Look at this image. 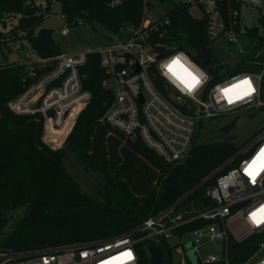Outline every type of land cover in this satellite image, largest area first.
I'll use <instances>...</instances> for the list:
<instances>
[{"label":"trees","instance_id":"obj_1","mask_svg":"<svg viewBox=\"0 0 264 264\" xmlns=\"http://www.w3.org/2000/svg\"><path fill=\"white\" fill-rule=\"evenodd\" d=\"M55 0H0V250H34L44 247L91 242L109 238L141 225L149 217L165 210L189 195L176 206L170 218L179 216L174 237H183L210 221L198 216L213 206L206 188L216 181V174L199 184L232 156L240 144L232 136L197 141V128L187 156L165 161L141 137L131 138L100 121L114 98V92L102 85L106 74L98 52L88 55L81 68L83 82L91 100L80 113L66 143L51 148L42 141V123L29 116L17 115L4 104L25 88V62L10 60L14 51L30 49L37 57L53 59L62 53L53 29L41 26L52 11ZM67 21L78 16L97 21L111 33L123 37L143 18L144 0H128L112 7L109 0H60ZM164 16L170 19L160 39L162 54L186 51L211 80L208 88L226 76L241 71H261L264 66V11L261 26L247 28L252 39L250 51L234 68L216 56L207 34L205 17L196 18L190 5L178 1ZM51 66L53 61H51ZM163 89L164 81L156 80ZM264 83V80H263ZM235 123L223 127L229 131ZM66 146L77 162L89 173H102L105 199L91 198L64 164ZM227 169V168H226ZM196 188V189H195ZM24 215L7 226L18 208ZM136 264H173L177 244L170 239L154 240L146 232L134 235ZM260 236L230 247V263L241 264L257 248ZM191 264V263H189ZM207 264H225L207 263Z\"/></svg>","mask_w":264,"mask_h":264},{"label":"built area","instance_id":"obj_2","mask_svg":"<svg viewBox=\"0 0 264 264\" xmlns=\"http://www.w3.org/2000/svg\"><path fill=\"white\" fill-rule=\"evenodd\" d=\"M126 1L109 0V4L116 7ZM183 2L202 11L201 18L207 20L210 39L224 36L240 55L246 54L239 40L242 7L244 4L260 6L264 0ZM148 3L144 0L143 18L138 26L130 27L128 34L120 37L117 43L95 51L106 74L102 85L114 92V98L100 121L128 137H141L165 161L174 162L187 156L197 128L205 118L242 109H264V66L261 71L234 72L208 88L209 73L186 51L161 53L160 39L167 31L170 19L163 16L153 20L147 11ZM61 17L67 20L66 14L62 13ZM69 31L68 26L61 30L64 35ZM92 52L61 53L53 59L39 57L38 60H29L23 78L24 90L4 104L17 115L41 122L42 141L51 148L65 145L80 113L91 100L92 94L84 86L81 68ZM226 52L231 54V59L232 52ZM177 53H183L206 76L202 86L192 95L185 94L171 83L166 78V69L161 67ZM245 77L250 78L255 91L242 101L228 105L222 98L221 88ZM158 79L164 81L163 89L158 86ZM2 114L3 105L0 103V118ZM261 149H264V127L240 144L237 151L214 171L219 175L206 188L213 206L198 215L210 222L188 234L194 242L192 248L198 254L206 241L221 245V252L209 254L202 264H229L230 247L255 235L260 236L257 248L241 264H264V224L257 226L250 219L253 211L264 207V172L255 182L244 172ZM176 203L136 228L109 238L25 251L0 250V264H113V258L126 251L133 252L135 260L116 264H136L138 239L134 235L145 231L146 237L154 240L174 237L173 229L183 222L179 221V216L170 218ZM189 263L187 259L182 262Z\"/></svg>","mask_w":264,"mask_h":264},{"label":"rangeland","instance_id":"obj_3","mask_svg":"<svg viewBox=\"0 0 264 264\" xmlns=\"http://www.w3.org/2000/svg\"><path fill=\"white\" fill-rule=\"evenodd\" d=\"M148 14L153 20H158L169 12L174 4L183 0H147ZM264 11V4L254 6L244 4L241 12L242 29L239 32V40L247 52L252 47V39L246 33L247 28L261 26V13ZM190 13L196 18L202 17V11L196 7H190ZM62 3L55 0L52 4V11L43 20L41 26L53 29V36L57 44L60 46L62 53H72L77 51H96L103 47L112 45L119 41L120 36L111 33L106 27L97 21L85 20L82 16H78V22L67 21L61 17ZM80 20L82 22H80ZM68 26L70 31L68 34H62L61 30ZM261 32L264 31L263 27ZM216 51L225 50L232 52V58L228 62L230 68H234L244 55L237 52L236 47L230 43L227 38L221 36L213 41ZM264 53V48L261 49ZM246 52V53H247ZM27 56H31V60H38L34 52L25 49L24 52L14 51L10 55V60H20L25 62ZM28 62V61H26ZM234 122L235 125L229 131H225L223 127L228 123ZM264 127V109H242L228 112L215 117H207L203 120L197 141H209L222 139L223 137L232 136L237 144H242L249 140L257 131ZM64 164L74 179L80 184L82 189L93 199L104 200L105 190L103 187L102 173H87L84 168L77 162L75 154L66 146V154ZM26 208H18L13 211L7 229L25 213ZM172 244H177V248L173 254V264H182L187 259L191 264H202V261L209 254H219L221 245L216 242H204L201 246L200 254L193 247V240L190 236L172 237Z\"/></svg>","mask_w":264,"mask_h":264},{"label":"clouds","instance_id":"obj_4","mask_svg":"<svg viewBox=\"0 0 264 264\" xmlns=\"http://www.w3.org/2000/svg\"><path fill=\"white\" fill-rule=\"evenodd\" d=\"M170 65L171 70L169 68ZM161 67L166 69V78H168L171 83L187 95L194 94V92L198 90V87L202 86L206 79L205 74L196 68V66L192 64V62L188 60L183 53H177L174 57H171L167 62L162 64ZM254 91L255 89L248 77L239 79L238 81L231 83L230 86L221 88L222 98L226 100L228 105H233L238 101H242L245 97L250 96ZM261 208L264 207H260L259 209ZM257 210L251 213L250 219L258 226L261 214ZM253 213L257 214L256 222L253 220ZM127 260H135L133 252H131V259Z\"/></svg>","mask_w":264,"mask_h":264},{"label":"snow or ice","instance_id":"obj_5","mask_svg":"<svg viewBox=\"0 0 264 264\" xmlns=\"http://www.w3.org/2000/svg\"><path fill=\"white\" fill-rule=\"evenodd\" d=\"M169 68L171 70V65L169 66ZM244 172L248 177L251 178L252 182H255L257 177L260 176L262 172H264V149H261L259 153L248 163V165L244 168ZM257 211L261 214L259 225L264 224V208L258 209ZM256 218L257 214L253 213L254 222H256ZM127 259H131L130 251H126L120 256L113 258V264Z\"/></svg>","mask_w":264,"mask_h":264},{"label":"water","instance_id":"obj_6","mask_svg":"<svg viewBox=\"0 0 264 264\" xmlns=\"http://www.w3.org/2000/svg\"><path fill=\"white\" fill-rule=\"evenodd\" d=\"M216 56L218 59H220L222 62H228V60L230 59L231 57V54L224 51V50H220V51H217L216 52ZM216 175V172L212 173L206 180H204L203 182H201V184H199L197 186L200 187L202 186L204 183H206L207 181H209L210 179H212L214 176ZM196 189V188H195ZM190 193V192H189ZM189 193H187L183 198H181L177 203L176 205L180 204L188 195Z\"/></svg>","mask_w":264,"mask_h":264}]
</instances>
